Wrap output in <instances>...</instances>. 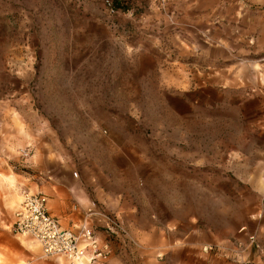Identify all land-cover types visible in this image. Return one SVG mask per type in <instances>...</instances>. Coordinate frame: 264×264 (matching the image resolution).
<instances>
[{
  "label": "rangeland",
  "instance_id": "374dc122",
  "mask_svg": "<svg viewBox=\"0 0 264 264\" xmlns=\"http://www.w3.org/2000/svg\"><path fill=\"white\" fill-rule=\"evenodd\" d=\"M56 159L97 197V237L128 244L120 264H141V207L203 225L243 201L246 242L201 253L264 264V0H0V264L43 256L8 229L20 176Z\"/></svg>",
  "mask_w": 264,
  "mask_h": 264
},
{
  "label": "crops",
  "instance_id": "0c3cea01",
  "mask_svg": "<svg viewBox=\"0 0 264 264\" xmlns=\"http://www.w3.org/2000/svg\"><path fill=\"white\" fill-rule=\"evenodd\" d=\"M44 171L45 174L40 178L36 176H20L19 182L21 184V189L23 191L45 195L47 197L49 211L60 220L62 227L65 229L77 230L85 222L87 209L92 207L91 201L97 200V197L93 195L90 197L88 191L81 187L82 183L74 177L72 171L67 168V165L61 163L59 159L49 161ZM187 178H189L188 175L186 176V179ZM106 187L111 189L109 191L114 189L111 184ZM219 188V192H224L220 193L219 197L223 199L226 198V185H222ZM111 194L110 192H105V198L103 200L99 199V201H103L105 205L109 206L110 202L108 199ZM248 197V200L252 202L250 196ZM255 198L256 197L253 199ZM242 203L245 202L243 201L236 204L238 208L240 207V210H235L232 218L228 217L226 222H214L216 224H210V218H204L208 220V223H206L207 225H199L193 221L194 210L192 207H185V209L179 208L175 212L170 210V208L155 210V208L150 206L141 207V264H235L232 262L235 254L231 252L235 249V243L237 244L241 240H245L246 242V235L254 231L249 221L250 214L247 213L248 206L250 205L248 202L245 203L246 205H242ZM77 205L80 206V209L76 212L74 208ZM82 209H84V213ZM153 212L158 214V219L155 221H151L150 219ZM207 212L210 213L209 211ZM173 213H185L186 215L173 216ZM203 213H205L204 210ZM243 214L244 220L246 221V224H244L247 225L248 230L244 235H241L239 232L240 226L238 220L243 218ZM167 219L169 222L165 223L172 224L173 229L170 231L164 230V221H167ZM93 220L91 224L94 225L98 221H101V223L103 222V220L99 218H93ZM99 226L102 225L99 224ZM8 230L12 234L10 227ZM103 235L104 232L100 231V237L98 236V239L101 245L106 243L101 239ZM12 236V238L19 240V238L13 234ZM149 237H151V239ZM230 239L235 241L233 250H231L232 244ZM222 242L231 250V253L224 255V257L210 256L201 253L202 247ZM4 246L7 245H5V242L0 238V247ZM127 246L128 244L114 243L112 245V254L105 264H120L124 257V249ZM35 249L41 251L37 244ZM229 250H227V252H229ZM129 251L130 249H125V254L127 256L130 255ZM34 254L28 257V262L31 264H61L58 261H64L57 258H44L40 256L38 251ZM93 264L101 263L95 262Z\"/></svg>",
  "mask_w": 264,
  "mask_h": 264
},
{
  "label": "built area",
  "instance_id": "2783aa9c",
  "mask_svg": "<svg viewBox=\"0 0 264 264\" xmlns=\"http://www.w3.org/2000/svg\"><path fill=\"white\" fill-rule=\"evenodd\" d=\"M22 194L23 200L11 227L14 236L38 244L45 258L63 259L70 264L82 260L86 264L107 262L112 254L110 244L101 245L95 230L86 221L77 230L65 229L49 211L45 195L29 191ZM105 220L110 234L118 224L110 217Z\"/></svg>",
  "mask_w": 264,
  "mask_h": 264
},
{
  "label": "bare ground",
  "instance_id": "6f19581e",
  "mask_svg": "<svg viewBox=\"0 0 264 264\" xmlns=\"http://www.w3.org/2000/svg\"><path fill=\"white\" fill-rule=\"evenodd\" d=\"M21 205V204H20ZM38 245V244H37ZM39 246V245H38ZM74 264H86L85 260L79 261L78 263H74Z\"/></svg>",
  "mask_w": 264,
  "mask_h": 264
}]
</instances>
